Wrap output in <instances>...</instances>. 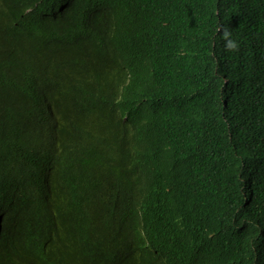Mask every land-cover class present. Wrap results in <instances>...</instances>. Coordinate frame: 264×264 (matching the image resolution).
Wrapping results in <instances>:
<instances>
[{"label": "trees", "instance_id": "16d2710c", "mask_svg": "<svg viewBox=\"0 0 264 264\" xmlns=\"http://www.w3.org/2000/svg\"><path fill=\"white\" fill-rule=\"evenodd\" d=\"M1 1L10 9L12 23L9 30L0 25V46L12 47L8 58L0 59V194H8L2 212L6 227L11 228L23 202L21 180L14 181L20 172L12 163L13 151L46 156L55 148L51 142L61 119L80 110L108 118L111 135L102 130L98 139L110 148L116 164L131 163L134 156L119 135L115 113L143 125L152 151L147 160L170 169L166 183L161 179L159 185L187 202L183 208L190 225L186 230L168 205L158 204L163 197L157 193L147 207L139 208L133 195L119 211L99 212L83 210L75 196L65 206L45 194L40 204L56 211L71 233L55 229L50 240L38 245L34 264H132L129 253L137 243L144 264H203L204 258L206 264H264V214L247 222L240 209L252 200L264 208V7L256 0H225L239 37L221 26L214 0H167L166 11L157 5L160 0H142V6L134 5V24L149 30L150 38L139 47L132 34L140 39L146 33L127 34L120 24L114 26L115 19L133 23L122 5L135 0ZM65 5L73 10L74 21L61 30L41 26L39 12ZM29 8L34 10L26 12ZM167 20L169 35L163 33ZM176 20L186 34V47L173 50V68L190 63L200 68L178 77L177 87L146 106L139 99L133 61L154 64L157 53L166 58L171 49L160 45L176 44ZM113 31L117 46L133 58L126 63L127 72L116 76L120 91L115 78L77 44L88 42L96 49V42ZM181 94L193 97L172 112L157 111L174 107ZM73 130L75 142L83 130L79 120ZM76 148V159L86 161L87 152ZM11 191L18 192V204ZM239 216L243 223L236 221ZM30 220L40 228L48 225V216L31 201ZM130 238L137 243L126 244Z\"/></svg>", "mask_w": 264, "mask_h": 264}, {"label": "clouds", "instance_id": "9594fccd", "mask_svg": "<svg viewBox=\"0 0 264 264\" xmlns=\"http://www.w3.org/2000/svg\"><path fill=\"white\" fill-rule=\"evenodd\" d=\"M256 1L264 7V0ZM142 2V0H135L128 7L122 5L123 10L133 23L119 22L116 19L114 21V26L120 24L127 34L137 30L146 33L140 39L132 34L136 39L134 44L137 42L139 47L146 43V39L150 38L149 30L134 24L136 19L135 12H137L134 5L142 6ZM214 3L217 7L221 26L240 37L237 26L232 25L230 22L225 0H214ZM157 5L164 11L167 10V0H160ZM68 7L69 5H65L57 9L51 8L50 10L39 12L37 17L42 18L44 21L41 26L58 30L64 29L74 21L73 10ZM31 10L34 9L29 8L26 12H31ZM10 12V9L0 0V25L7 30L12 26ZM117 19L120 20V18ZM159 21L161 20H154V22ZM169 21H166L163 31L165 35L170 34ZM261 36L264 37V32ZM172 39L176 44L166 45L162 42L160 45L163 49H171L167 53L166 58L157 53L154 58V64H150V60L143 63H135L133 61L134 67L138 71L135 85L140 93L139 99L146 106H150L152 101L158 97L165 96L166 90L177 87L179 84L178 77L193 74L200 68L195 63L173 68L175 56L173 50H176V52L179 50L185 51L186 47L183 44L186 43V34L178 21L177 30L173 34ZM67 43L73 52V40ZM155 43L157 42L155 41ZM77 44L82 49H86L88 58L96 62L107 76H112L115 80L117 75L122 76L127 72V61L129 59L133 60L128 52L123 50L120 45L117 46L115 31L104 38L101 43L96 42L97 50L94 46H90L88 42L78 41ZM11 48L8 43L1 45L0 59L6 60ZM184 51H181V53L185 54ZM204 75H207L205 71ZM116 83L120 91L122 87L117 80ZM181 95L177 97L174 107L164 106L157 109V111L167 109L166 113L172 112L174 108L179 109L184 102L193 97L190 94ZM115 114L118 121L117 127L121 130L119 135L123 136L125 147L134 156L131 163L119 161L116 164L110 158L112 156L110 148L92 133L95 129H99L101 134L102 130H104L107 136L111 135L109 132L112 128L108 126V118H99L98 113L86 116L83 110L74 112L72 115L61 119L60 130L51 142L55 148L46 156L38 155L34 157L30 155L29 151L25 153H20L17 149L13 151L12 163L18 165V171L20 172V178L15 177L14 181L18 182L19 179L21 180L23 202L18 208L11 228H7L2 212L8 200V194H0V264H34L38 259L34 253L40 252L38 245L43 240H50L55 234V229L66 235L71 233V231L63 227L60 216L56 211H49L40 204L39 201L45 194L51 199H57L65 206L74 201L75 196V198L82 201L83 210L99 212L105 209L119 211L122 207H125L127 199L133 195L135 200L139 202V208L142 205L147 207V204H150L148 198L152 194L157 193L163 197L158 204L168 205L169 209L176 214L175 217L180 219L182 227L190 230L186 210L183 208V204H187V202L183 201L181 197L174 196L171 192H168V187L164 189L159 185L161 179L166 183L170 169L164 168L159 160H147L148 154H151L152 151L148 150L149 140L144 133L143 125L131 124L126 122L125 115H121L119 112ZM77 120L80 121L83 130L78 138L79 140L74 142L75 131L73 126ZM101 134L100 136H102ZM74 146L77 147V151L80 149L87 152L88 159L86 161L76 159L80 157V153L79 151L74 153ZM162 156L170 164L167 156L165 154H162ZM11 197L12 202L18 204V192L11 191ZM30 201L48 216V225L46 227L40 228L39 224L30 220ZM153 205H157V203H153ZM186 207L188 208V206ZM204 208H207V206ZM204 208H202V211H204ZM240 209L248 217L247 222L252 220L259 221L256 216L264 214V208L260 201L252 200L250 204H241ZM236 221L243 223L240 216ZM213 231H216L215 227H213ZM207 232L209 230L205 231L204 234ZM133 242L136 241L130 238L126 241V244ZM201 242L206 243L207 241L203 240ZM129 255L132 264H144V250H142L139 243H137L136 250L129 253ZM204 260L203 264H206L207 259L204 258Z\"/></svg>", "mask_w": 264, "mask_h": 264}, {"label": "rangeland", "instance_id": "374dc122", "mask_svg": "<svg viewBox=\"0 0 264 264\" xmlns=\"http://www.w3.org/2000/svg\"><path fill=\"white\" fill-rule=\"evenodd\" d=\"M100 134H101V132H100L99 129H95V130H94V136H95L96 138L99 137ZM101 135H102V134H101Z\"/></svg>", "mask_w": 264, "mask_h": 264}]
</instances>
